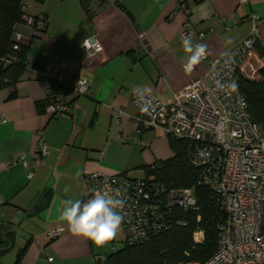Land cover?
Instances as JSON below:
<instances>
[{"label":"crops","instance_id":"obj_1","mask_svg":"<svg viewBox=\"0 0 264 264\" xmlns=\"http://www.w3.org/2000/svg\"><path fill=\"white\" fill-rule=\"evenodd\" d=\"M23 6L24 13L46 18L40 35L24 21L14 26L27 58L49 61L63 87L84 78L88 90L79 97L68 91L70 112L54 116L46 113L49 78L38 69H24L15 97L0 91V264H50L48 257L51 264H96L125 246L123 227L97 247L59 221L62 202L85 200L81 177L87 173L151 178L147 167L172 158L164 131L141 126L132 96L168 100L192 78L205 77L214 60L249 34L250 13L264 18V0H23ZM199 32L208 55L189 74L182 41L190 36L196 44ZM94 34L104 48L85 58L81 44ZM258 47L264 50V23L257 48L240 68L249 81L264 67ZM40 136L48 154L36 163ZM52 227L62 228L53 239Z\"/></svg>","mask_w":264,"mask_h":264},{"label":"built area","instance_id":"obj_2","mask_svg":"<svg viewBox=\"0 0 264 264\" xmlns=\"http://www.w3.org/2000/svg\"><path fill=\"white\" fill-rule=\"evenodd\" d=\"M22 18L35 35L42 34L46 26L44 15L33 17L24 13ZM248 21L249 34L214 60L205 77L192 78L168 100L146 92H142L143 100L139 99L140 93L132 96L143 128H160L167 135L187 141L188 162L201 168L198 184L211 190L224 215L218 226L217 249L201 264H264V126L250 115L239 88L240 68L256 48L264 18L253 11ZM189 26L187 22L185 28ZM183 34L187 35L186 31ZM89 37L92 49L86 51L81 46L85 58L99 53L94 49L97 41L104 48L98 35ZM202 37L203 33L199 32L197 43ZM13 41L17 49L20 35L15 33ZM25 68L44 72L61 87L60 91L48 90L49 116L70 112L72 100L67 99L68 91L76 97L87 94L86 79L79 78L74 85L63 87L61 72H52L50 62L44 58L37 61L27 58ZM260 79L258 73L256 81ZM233 83L234 88L230 87ZM121 141L127 138L121 137ZM47 154L44 138L40 136L34 162L39 163ZM24 165L31 178L33 172L25 160ZM81 180L88 188L85 200L96 191L121 192L126 202L122 227L128 245L147 243L174 227L185 226L186 221L178 216V211L198 210L193 187L177 188L153 178L131 179L124 174L107 176L95 172L83 175ZM196 220H200L199 215ZM61 232L62 228L52 227L49 237L53 239ZM197 234L200 239L196 238ZM202 239L203 232L197 230L193 234L194 242Z\"/></svg>","mask_w":264,"mask_h":264},{"label":"trees","instance_id":"obj_3","mask_svg":"<svg viewBox=\"0 0 264 264\" xmlns=\"http://www.w3.org/2000/svg\"><path fill=\"white\" fill-rule=\"evenodd\" d=\"M43 1V0H38ZM86 5L87 0H82ZM23 0H0V91L8 89L10 98L15 97L16 84L22 75L27 60L28 49L19 45L13 47L14 26L23 21ZM257 48V44H256ZM264 56V50L258 47ZM258 81L239 79V88L244 95L252 118L264 126V67L259 70ZM48 90L60 91L61 87L49 79ZM174 156L156 162L146 168L147 176L163 181L177 188L193 187L198 210L178 211L185 219V226H177L143 244L125 246L96 264H183L203 263L216 251L218 226L224 215L216 205L211 190L198 184L201 168L191 165L186 155L187 141L168 135ZM197 215L200 220L197 221ZM201 230L203 239L193 240V234ZM1 250V245H0ZM14 264H18V259Z\"/></svg>","mask_w":264,"mask_h":264},{"label":"clouds","instance_id":"obj_4","mask_svg":"<svg viewBox=\"0 0 264 264\" xmlns=\"http://www.w3.org/2000/svg\"><path fill=\"white\" fill-rule=\"evenodd\" d=\"M92 38L86 37L82 42L85 50L92 49ZM183 50L187 55V60L183 65L186 73L194 71L196 66L208 55L207 45L203 43L194 44L190 36H186L182 41ZM96 52L102 51V45L97 41L94 45ZM233 83L230 87H235ZM143 93L139 94V99L143 100ZM141 110H145L143 107ZM77 172L76 176L79 177ZM70 189L66 186L64 192ZM125 200L119 190L113 193L96 191L87 200L65 199L62 202L59 221L67 226L68 231L77 237H82L91 241L97 247H104L114 240L124 221L123 209ZM50 264H51V258Z\"/></svg>","mask_w":264,"mask_h":264},{"label":"rangeland","instance_id":"obj_5","mask_svg":"<svg viewBox=\"0 0 264 264\" xmlns=\"http://www.w3.org/2000/svg\"><path fill=\"white\" fill-rule=\"evenodd\" d=\"M241 69L243 70V67H242ZM251 70H252V69H249V71H246L247 74H248V73L250 74V72H252ZM164 134H165V133H164ZM165 135L168 137L167 134H165ZM196 238H197V239H200V234H197V235H196Z\"/></svg>","mask_w":264,"mask_h":264}]
</instances>
